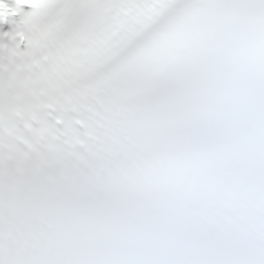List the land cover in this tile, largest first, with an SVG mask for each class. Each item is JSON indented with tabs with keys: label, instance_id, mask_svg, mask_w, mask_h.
Returning <instances> with one entry per match:
<instances>
[{
	"label": "snow or ice",
	"instance_id": "snow-or-ice-1",
	"mask_svg": "<svg viewBox=\"0 0 264 264\" xmlns=\"http://www.w3.org/2000/svg\"><path fill=\"white\" fill-rule=\"evenodd\" d=\"M0 264H264V0H0Z\"/></svg>",
	"mask_w": 264,
	"mask_h": 264
}]
</instances>
